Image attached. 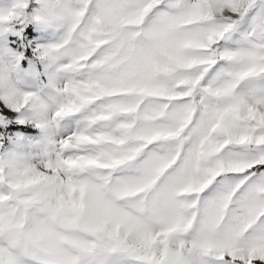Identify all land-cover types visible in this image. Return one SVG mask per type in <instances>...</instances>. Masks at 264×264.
<instances>
[{
    "label": "snow or ice",
    "instance_id": "6c2138e0",
    "mask_svg": "<svg viewBox=\"0 0 264 264\" xmlns=\"http://www.w3.org/2000/svg\"><path fill=\"white\" fill-rule=\"evenodd\" d=\"M0 264H264V0H0Z\"/></svg>",
    "mask_w": 264,
    "mask_h": 264
}]
</instances>
